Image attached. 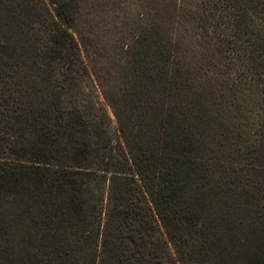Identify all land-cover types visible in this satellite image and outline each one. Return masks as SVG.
<instances>
[{"label":"trees","instance_id":"1","mask_svg":"<svg viewBox=\"0 0 264 264\" xmlns=\"http://www.w3.org/2000/svg\"><path fill=\"white\" fill-rule=\"evenodd\" d=\"M80 3L0 0V264H264L246 185L264 174V0L148 5L115 82L83 58ZM175 26L224 42L204 65L238 78L235 117L197 93Z\"/></svg>","mask_w":264,"mask_h":264},{"label":"rangeland","instance_id":"2","mask_svg":"<svg viewBox=\"0 0 264 264\" xmlns=\"http://www.w3.org/2000/svg\"><path fill=\"white\" fill-rule=\"evenodd\" d=\"M158 2L159 0H81L75 36L89 70L99 82L102 78L116 81L118 70L125 62L126 46L132 42L139 25L147 20L148 5L153 6L151 14L156 16ZM173 36L177 38L179 51L186 56L193 71L197 93L204 97L208 106L216 110L219 118L235 117L237 109L229 97L228 87L235 84L238 78L233 74L230 80L225 81L221 75L204 65L213 58L221 60L220 49L224 42L220 38H209L207 45L198 47L197 34L189 27L181 26H175ZM226 60L234 62L238 70L241 68L239 65L246 61V55L235 52ZM200 88L203 89L199 90ZM230 124H235L234 119ZM231 125L226 128L228 139H233ZM252 135L256 140L254 147L264 145V111L255 120ZM225 143L226 146L230 145L229 140ZM247 149L244 146L239 147L241 158ZM246 185L264 189V174L260 177H249Z\"/></svg>","mask_w":264,"mask_h":264}]
</instances>
